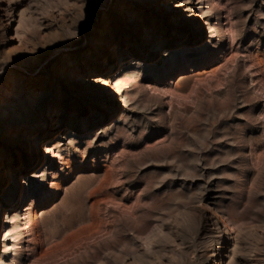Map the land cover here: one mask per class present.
<instances>
[{
	"label": "rangeland",
	"instance_id": "1",
	"mask_svg": "<svg viewBox=\"0 0 264 264\" xmlns=\"http://www.w3.org/2000/svg\"><path fill=\"white\" fill-rule=\"evenodd\" d=\"M0 264H264V0H0Z\"/></svg>",
	"mask_w": 264,
	"mask_h": 264
},
{
	"label": "bare ground",
	"instance_id": "2",
	"mask_svg": "<svg viewBox=\"0 0 264 264\" xmlns=\"http://www.w3.org/2000/svg\"><path fill=\"white\" fill-rule=\"evenodd\" d=\"M112 42H115L114 40H112ZM89 56H93L92 55V53H87ZM58 148V146L55 144L54 146H53V148H50V147H48V148H46V151L48 152V155H54V152H55V150ZM53 158V157H52ZM30 163H33V159H31V161H30ZM47 167V166H46ZM44 174V173H43ZM27 176H30L31 178H37L38 177V175L34 172V173H32V174H30V175H27ZM23 211L24 212H27V211H29V208H24L23 209ZM15 215V218H17V216H18V212H15L14 213ZM10 219V216L8 217V221L6 222V223H8V224H11L12 223V221L14 220V218H13V220H9ZM9 234L10 233V230L9 229H6V231H5V234Z\"/></svg>",
	"mask_w": 264,
	"mask_h": 264
}]
</instances>
